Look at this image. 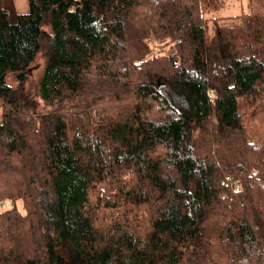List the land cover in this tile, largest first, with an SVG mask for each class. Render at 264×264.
<instances>
[{
    "label": "trees",
    "instance_id": "1",
    "mask_svg": "<svg viewBox=\"0 0 264 264\" xmlns=\"http://www.w3.org/2000/svg\"><path fill=\"white\" fill-rule=\"evenodd\" d=\"M215 1L0 0V264H264V0Z\"/></svg>",
    "mask_w": 264,
    "mask_h": 264
},
{
    "label": "rangeland",
    "instance_id": "2",
    "mask_svg": "<svg viewBox=\"0 0 264 264\" xmlns=\"http://www.w3.org/2000/svg\"><path fill=\"white\" fill-rule=\"evenodd\" d=\"M215 3L217 4L215 8L219 6L218 9L216 10L217 16H222V17L237 15L239 14L240 10L241 9L244 10L245 7V0H222V2L217 0L215 1ZM200 7L204 13V16L209 18L205 20V22H207V33L210 35L212 33L211 22L213 21V19H212V15L209 14H212V10H213L212 4L208 6L202 3ZM213 12L215 11L213 10ZM219 22L227 23V21H219ZM170 51H172V49H170L168 46L161 48L162 53H169ZM34 73L36 74V72ZM9 83L11 84L12 82L10 81ZM159 90L160 91L164 90L163 84L159 86ZM241 107L243 109V115H244V117L242 116L243 125L248 140L254 141L260 139L263 134L262 123H263L264 115L262 113H254V111L252 110L253 105L250 103L249 100L246 101L242 100ZM15 206L19 211H23V207L20 200H17L15 202ZM98 215L101 216L100 210L98 211Z\"/></svg>",
    "mask_w": 264,
    "mask_h": 264
},
{
    "label": "crops",
    "instance_id": "3",
    "mask_svg": "<svg viewBox=\"0 0 264 264\" xmlns=\"http://www.w3.org/2000/svg\"><path fill=\"white\" fill-rule=\"evenodd\" d=\"M13 8L16 12L22 13L27 10V0H12Z\"/></svg>",
    "mask_w": 264,
    "mask_h": 264
},
{
    "label": "built area",
    "instance_id": "4",
    "mask_svg": "<svg viewBox=\"0 0 264 264\" xmlns=\"http://www.w3.org/2000/svg\"><path fill=\"white\" fill-rule=\"evenodd\" d=\"M2 205H3V203H2Z\"/></svg>",
    "mask_w": 264,
    "mask_h": 264
}]
</instances>
